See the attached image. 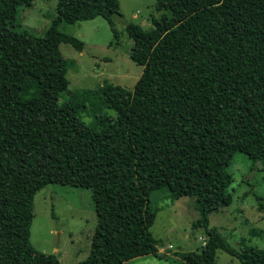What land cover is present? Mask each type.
<instances>
[{"label":"trees","instance_id":"obj_1","mask_svg":"<svg viewBox=\"0 0 264 264\" xmlns=\"http://www.w3.org/2000/svg\"><path fill=\"white\" fill-rule=\"evenodd\" d=\"M34 1L0 0V264H62L30 239L34 196L48 184L92 190L97 226L77 264L158 255V200L184 196L206 238L171 264H216L218 249L264 264V248L238 249L210 227L232 201L234 155L264 162V0H158L166 13L151 30L127 25L144 67L134 89L106 81L68 97L60 44L83 41L62 24L102 16L117 37L119 0H58L44 36L16 23Z\"/></svg>","mask_w":264,"mask_h":264},{"label":"rangeland","instance_id":"obj_2","mask_svg":"<svg viewBox=\"0 0 264 264\" xmlns=\"http://www.w3.org/2000/svg\"><path fill=\"white\" fill-rule=\"evenodd\" d=\"M157 3L158 0H119V13L113 15L117 37L102 16L62 24L64 32L83 41L82 50L70 43L60 44L62 55L69 61V84L64 97L80 89L98 88L106 81L134 89L144 67L130 56L134 42L127 25L133 22L151 30L153 18L166 13L157 9ZM57 4L58 0H35L30 6H19L18 29L44 36L57 14ZM109 114L115 112L109 110ZM81 117L88 122L92 115L85 112ZM228 169L233 175L229 187L232 201L210 214V227H217L238 249L243 243L264 248V213L258 206L259 198L264 199V162H253L245 154L236 153ZM159 199L160 210L151 228L159 240V256H139L123 264H171L184 252L197 251L203 245L205 228L193 226L200 217L194 198ZM96 226L91 188L48 184L35 194L31 242L42 252L55 253L62 264H77L89 255ZM216 264L241 262L218 249Z\"/></svg>","mask_w":264,"mask_h":264}]
</instances>
